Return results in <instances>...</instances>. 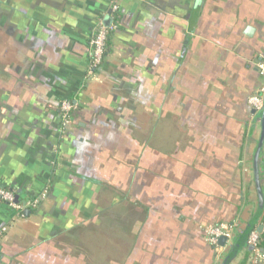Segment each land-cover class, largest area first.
I'll return each mask as SVG.
<instances>
[{
  "label": "crops",
  "instance_id": "1",
  "mask_svg": "<svg viewBox=\"0 0 264 264\" xmlns=\"http://www.w3.org/2000/svg\"><path fill=\"white\" fill-rule=\"evenodd\" d=\"M261 60L264 0H0V188L48 192L23 218L0 200L1 264H221L254 221L264 250ZM258 168L264 195V142ZM232 224L215 251L206 228Z\"/></svg>",
  "mask_w": 264,
  "mask_h": 264
},
{
  "label": "built area",
  "instance_id": "2",
  "mask_svg": "<svg viewBox=\"0 0 264 264\" xmlns=\"http://www.w3.org/2000/svg\"><path fill=\"white\" fill-rule=\"evenodd\" d=\"M119 10L117 4H113L111 7L110 18L111 24L107 26L105 20L101 19L98 23V28L91 40V63L89 67L88 75L90 76L99 69L104 61L107 42L110 34L118 29V21L116 19V13ZM256 68L260 76L264 79V60H261L256 64ZM248 104L255 114L261 113L264 109V82L258 89V91L252 94L248 98ZM60 118L62 122V128L68 129L72 124V118L74 112L78 109V105L72 101L65 100L60 104ZM48 197V192L45 190L39 196L32 198L28 201H20L17 198V194L14 190L0 188V200L5 203L15 214V218H23L27 210H36ZM236 224H232L226 228L220 226H209L205 230L206 242L214 248L215 251L221 252L223 248L219 243L222 237L227 238L226 245L233 240L236 232ZM11 227L8 225L3 226L0 229V241L6 237ZM247 247L251 252L249 264H264V250L262 249L261 236L258 230L254 229L248 237ZM1 264V259H0Z\"/></svg>",
  "mask_w": 264,
  "mask_h": 264
},
{
  "label": "water",
  "instance_id": "3",
  "mask_svg": "<svg viewBox=\"0 0 264 264\" xmlns=\"http://www.w3.org/2000/svg\"><path fill=\"white\" fill-rule=\"evenodd\" d=\"M112 20L110 17H108L105 20V24L107 26H109L111 24ZM253 29L252 28H248L246 33L248 35H252L253 33ZM263 113V132H264V109L262 111ZM263 142H264V135L262 136L257 151H256V155H255V179H256V183H257V188H258V193H259V197H260V208H259V213L260 214L264 208V195L262 192V188H261V183H260V176H259V168H258V162H259V158H260V154L263 148ZM18 200H19V196H17ZM255 221L251 222L243 231V233L239 236V238L237 239L234 247L232 248V250L230 251V253L228 254V256L223 260V262L221 264H230L235 258L236 256L239 254V252L242 250V248L245 247V245L247 244V240L249 235L251 234V232L254 230L255 228ZM262 228V227H261ZM261 228H259L258 232H260ZM220 245L222 247L226 246L227 243V238L222 237L219 241Z\"/></svg>",
  "mask_w": 264,
  "mask_h": 264
}]
</instances>
